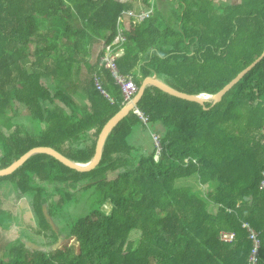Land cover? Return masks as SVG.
Returning <instances> with one entry per match:
<instances>
[{"label": "trees", "instance_id": "trees-1", "mask_svg": "<svg viewBox=\"0 0 264 264\" xmlns=\"http://www.w3.org/2000/svg\"><path fill=\"white\" fill-rule=\"evenodd\" d=\"M141 1L150 8L153 0ZM153 8L126 33L115 61L138 88L157 75L177 92L213 96L264 49V0H154ZM133 9L122 0H0V169L34 148L81 164L93 157L101 128L122 106L97 67L99 52L90 59L100 40L111 41L120 13ZM95 74L110 102L95 90ZM137 109L160 137L159 152L129 145L134 129L148 132L130 112L107 135L96 169L77 172L36 155L0 177L28 198L36 235L50 247L1 243V228L0 264H247L243 223L259 234L257 264H264V57L214 106L149 87ZM21 111L30 126L46 129L35 135L17 126ZM92 190L96 208L66 219L64 207ZM221 232L235 240L223 243Z\"/></svg>", "mask_w": 264, "mask_h": 264}, {"label": "rangeland", "instance_id": "rangeland-1", "mask_svg": "<svg viewBox=\"0 0 264 264\" xmlns=\"http://www.w3.org/2000/svg\"><path fill=\"white\" fill-rule=\"evenodd\" d=\"M122 1H130L133 3V5H136L140 7L142 5L141 0H122ZM215 4H231L239 2V0H213ZM35 24L37 29L44 30L47 26V22H44L43 19L39 18L35 20ZM100 50V42L95 45V49L93 51V57H91L90 61H95V57L98 54ZM84 69H82V72L80 74V80L84 78ZM10 114V112H7ZM25 112L21 111V115H18L14 119V123L22 128H25L26 131L29 133L32 132L31 127H33L35 131V135L41 133L46 128L44 125L40 123H36L33 121H30V124H28L25 119ZM34 135V134H33ZM137 135V136H136ZM134 136V137H133ZM139 136V137H138ZM150 134L148 135L146 132L140 133V129H134L132 133V137H130L128 143L129 145H133L134 147L138 148L141 147L143 150H148L150 147H154V143L152 139H149ZM133 138V139H132ZM152 141V142H151ZM186 181H180L177 185H184ZM6 184H0V199L2 201V207L6 210L1 211L0 213V230L3 229L2 235H1V243L5 242H12L13 240L20 238L25 244L30 248H39V249H47L50 247H46L47 240L44 238L43 235H36V221L34 220L30 205L28 203V198L24 195H18L17 192L13 190H8L6 188ZM93 192L90 191L89 194L82 193L79 197L82 196L81 199L78 197V202L75 204H69L66 205L62 212L66 213L65 217L69 220H74L79 215H82L86 211H90L92 209H95L96 199L94 198V195H91ZM46 209V208H45ZM212 210V208H211ZM85 223L89 224L93 221V218L87 217L84 219ZM62 226L61 222H58V227L60 228ZM64 227L66 228V222L64 223ZM55 228L57 230V226L55 225ZM64 235V234H63ZM62 238V236H61ZM35 241L36 244L35 245ZM63 242V238L61 243L56 247L55 245L51 246L52 249L59 248ZM32 243V244H29ZM71 243V240H68L65 242V245L68 246Z\"/></svg>", "mask_w": 264, "mask_h": 264}, {"label": "water", "instance_id": "water-1", "mask_svg": "<svg viewBox=\"0 0 264 264\" xmlns=\"http://www.w3.org/2000/svg\"><path fill=\"white\" fill-rule=\"evenodd\" d=\"M264 57V49L261 53V55L255 59L249 66H247L245 69L242 70L241 73H239L233 81H231L229 84H227L220 92L217 94L211 96L210 98H206L205 95L200 96H188L186 94L177 92L170 87H168L163 81H161L157 75H154L151 78H147L143 81L141 84V87L139 88V92L137 95H134V97L130 100V102L122 107L112 118H110L104 126L101 128L97 141L95 146V151L93 157L84 164L73 162L69 159L64 158L57 152H55L52 149L49 148H34L27 152L25 155H23L21 158H18L17 160L13 161L9 166L4 167V169H0V177L7 176L12 174L18 167L23 164L27 159L32 158L36 155H45L48 156L55 161H59L61 164L66 165L70 167V169H73L77 172H88L91 170L96 169L97 165L100 162V155L103 147V143L107 137V135L111 132V130L120 122L128 113L131 112L133 108L137 107V104H139L140 100L144 96L145 90L149 87L156 88L160 90L161 92L165 93L166 95L176 98L178 100L195 103L200 106H203L205 103H211L212 106L218 104L223 96L229 92L231 89L234 88V86L239 83L251 70L256 66L257 63H259ZM157 130H161V132H164V129L162 126H158L156 128ZM42 212L43 215L48 222V224L51 226V228L56 231L55 224L53 220L50 218V216L47 214V211L45 209V206H42ZM61 243V240H58L56 243V247ZM31 244V243H29ZM37 249V248H35ZM57 249V248H56ZM55 250V249H53Z\"/></svg>", "mask_w": 264, "mask_h": 264}, {"label": "built area", "instance_id": "built-area-1", "mask_svg": "<svg viewBox=\"0 0 264 264\" xmlns=\"http://www.w3.org/2000/svg\"><path fill=\"white\" fill-rule=\"evenodd\" d=\"M152 15V10L144 11L141 13H134L131 11H123L116 19L114 35L110 42L106 43L105 40H100V54L98 57V67L103 68L108 73L111 78L113 85L118 89L120 97H121V106L124 107L127 105L130 100L137 95L139 92V88L137 87L133 79L129 76H120L117 72L116 68V58L118 53L121 52V46L124 42V30L126 25L124 22V18L130 20V23L136 24L144 21ZM128 25V24H127ZM92 81L95 90L103 96L106 100L107 97L102 91V87L99 81L98 76L95 74L92 76ZM211 96H206V98H210ZM110 102V100H108ZM131 113L136 116L139 121L143 123V125L148 129L149 128V118L143 114L139 109L133 108ZM149 130V129H148ZM150 131V130H149ZM151 138L153 140L154 145L158 148V152L160 151V137L155 133H151ZM158 155H156V159ZM259 189L264 190V174L261 176ZM242 228L247 232V238L251 243V250L247 259V264H257L258 260V251L260 246L259 234L253 230L247 223L242 224ZM220 241L223 243H231L235 240V234L231 232H221Z\"/></svg>", "mask_w": 264, "mask_h": 264}, {"label": "crops", "instance_id": "crops-1", "mask_svg": "<svg viewBox=\"0 0 264 264\" xmlns=\"http://www.w3.org/2000/svg\"><path fill=\"white\" fill-rule=\"evenodd\" d=\"M154 1V0H153ZM153 1L151 2V7L150 8H145L144 6H143V4L139 7L138 6V8L136 7V5H133V10H125V11H131V12H134V13H141V12H144V11H150V10H152V14H153V11H154V8H153ZM130 2V1H129ZM141 3H142V1H141ZM237 3V2H236ZM133 4V3H132ZM231 4H233V3H231ZM235 4V3H234ZM124 22H125V27H123V28H125V30H124V42H125V36H126V33L127 32H130L131 31V28H132V26H134V25H136V24H132V23H130V20L129 19H127V18H124ZM140 23V22H139ZM128 24V25H127ZM124 42H123V44H124ZM122 44V45H123ZM121 49H122V46H121ZM121 53H122V50H121V52H119L118 53V56H117V58L121 55ZM99 54H100V51H99ZM98 57H99V55H98ZM116 58V59H117ZM97 65H98V59H97ZM98 67V66H97ZM144 131L143 130H140V133H143ZM146 132V131H145ZM148 135L150 134V137H151V132L148 130V132H146ZM137 136V135H136ZM139 137V136H138ZM150 137H149V139H150Z\"/></svg>", "mask_w": 264, "mask_h": 264}, {"label": "flooded vegetation", "instance_id": "flooded-vegetation-1", "mask_svg": "<svg viewBox=\"0 0 264 264\" xmlns=\"http://www.w3.org/2000/svg\"><path fill=\"white\" fill-rule=\"evenodd\" d=\"M56 230V229H55ZM56 232V231H55ZM63 238V237H62ZM62 238H61V236H58V239L56 240V243L58 242V240H61L62 241ZM56 243L55 244H53V245H56Z\"/></svg>", "mask_w": 264, "mask_h": 264}]
</instances>
